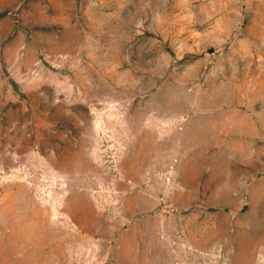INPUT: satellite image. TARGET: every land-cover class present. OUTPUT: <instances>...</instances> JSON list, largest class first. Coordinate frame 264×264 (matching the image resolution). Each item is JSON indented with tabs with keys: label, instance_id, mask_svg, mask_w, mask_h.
<instances>
[{
	"label": "rangeland",
	"instance_id": "1",
	"mask_svg": "<svg viewBox=\"0 0 264 264\" xmlns=\"http://www.w3.org/2000/svg\"><path fill=\"white\" fill-rule=\"evenodd\" d=\"M0 264H264V0H0Z\"/></svg>",
	"mask_w": 264,
	"mask_h": 264
}]
</instances>
